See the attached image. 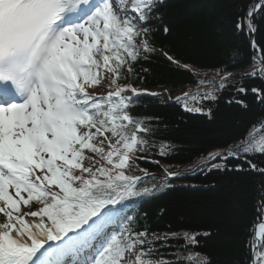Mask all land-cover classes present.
Here are the masks:
<instances>
[{
    "label": "snow or ice",
    "instance_id": "6c2138e0",
    "mask_svg": "<svg viewBox=\"0 0 264 264\" xmlns=\"http://www.w3.org/2000/svg\"><path fill=\"white\" fill-rule=\"evenodd\" d=\"M160 3L0 0V264H65L69 255L81 257L79 264H211L205 253L193 251L198 237L208 232L149 233L147 224L141 229L140 217L132 215L107 231L118 207L153 191L139 187L141 177L126 172L134 171L136 153L148 150L153 132L152 118L132 113L136 98L159 94L118 80L127 78L125 71L134 74L132 65L141 51H155L149 22L158 18L154 13ZM260 11L264 0L250 3L246 15L238 17L237 30L246 27L254 33L253 18ZM252 47L260 51L254 39ZM253 65L244 76L264 80V54L254 55ZM230 75L221 78V90ZM103 81L110 89L106 95L88 91ZM126 91L132 96H125ZM237 92L246 89L239 86ZM252 92L264 103V92L256 87ZM187 97L184 93L176 100ZM192 99L216 96L208 90ZM185 109L203 111L187 104ZM164 149L162 145V155ZM256 154H264V116L253 122L235 150L223 155ZM221 155L210 153L209 158ZM260 197L245 264H264V188ZM33 204L36 210H31Z\"/></svg>",
    "mask_w": 264,
    "mask_h": 264
},
{
    "label": "trees",
    "instance_id": "16d2710c",
    "mask_svg": "<svg viewBox=\"0 0 264 264\" xmlns=\"http://www.w3.org/2000/svg\"><path fill=\"white\" fill-rule=\"evenodd\" d=\"M255 2L162 0L154 13L158 18L149 22L153 29L149 43L155 51H141L132 65L134 74L125 71L127 78L118 80L121 85L161 94L139 96L131 110L134 115L152 118L153 132L148 136V150L136 153L134 171L126 174L141 177L139 187L153 191L126 201L122 210L118 207L114 224L119 228L121 217L132 215L140 217L141 229L147 224L149 233L208 232L209 236L198 237L200 243L193 251L205 253L211 264H245L246 242L257 222V204L264 188V174L249 164L264 169V154L223 155L230 148L235 150L253 122L264 116V103L252 92L253 87L264 92V80L244 76L254 66L253 56L264 54V11L253 18L254 40L260 51L253 49L247 28L238 31L236 27L238 17L245 16L248 5ZM227 73L232 75L223 81L227 86L221 90L219 83ZM239 86L246 92H237ZM208 90H213L215 100L192 99L193 94L199 92L202 97ZM88 91L106 95L110 89L103 81ZM163 91L176 97L189 93V97L168 100ZM185 104L203 111H187ZM210 153L222 155L214 160ZM37 207L33 204L31 210Z\"/></svg>",
    "mask_w": 264,
    "mask_h": 264
},
{
    "label": "rangeland",
    "instance_id": "374dc122",
    "mask_svg": "<svg viewBox=\"0 0 264 264\" xmlns=\"http://www.w3.org/2000/svg\"><path fill=\"white\" fill-rule=\"evenodd\" d=\"M132 93L130 92V91H126V95H128V96H130ZM176 96V95H175ZM174 95L173 96H171V98H174L175 97ZM29 219H31V218H29ZM4 220V219H3ZM3 220L2 221H0V222H3ZM70 235H72V234H70Z\"/></svg>",
    "mask_w": 264,
    "mask_h": 264
},
{
    "label": "water",
    "instance_id": "95a60500",
    "mask_svg": "<svg viewBox=\"0 0 264 264\" xmlns=\"http://www.w3.org/2000/svg\"><path fill=\"white\" fill-rule=\"evenodd\" d=\"M258 2V0H257ZM254 39V33H252V39H251V44H252V40ZM214 160H212L211 162H213Z\"/></svg>",
    "mask_w": 264,
    "mask_h": 264
},
{
    "label": "bare ground",
    "instance_id": "6f19581e",
    "mask_svg": "<svg viewBox=\"0 0 264 264\" xmlns=\"http://www.w3.org/2000/svg\"><path fill=\"white\" fill-rule=\"evenodd\" d=\"M50 244L52 243V242H49ZM46 247H47V245H46Z\"/></svg>",
    "mask_w": 264,
    "mask_h": 264
}]
</instances>
